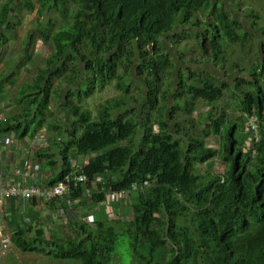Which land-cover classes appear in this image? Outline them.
Returning a JSON list of instances; mask_svg holds the SVG:
<instances>
[{"label": "trees", "instance_id": "obj_1", "mask_svg": "<svg viewBox=\"0 0 264 264\" xmlns=\"http://www.w3.org/2000/svg\"><path fill=\"white\" fill-rule=\"evenodd\" d=\"M216 4L221 9L220 0H41L38 17L55 10L66 17V24L52 30V21L48 25L41 22L42 39L53 50L45 67L36 71V84L17 90L13 100L21 112L0 122V135L12 134L14 140H23L47 128L50 101L59 97V93L53 94V81L63 78L69 83L78 78L76 61L83 62L93 84L100 79L103 88L115 77L120 81L118 88L128 92L131 83L123 82L115 71L120 64L124 75L129 76L135 58L136 73L147 86V109L159 131L155 132L154 125L147 121L139 124L136 117H115L118 101L103 105L94 120L89 110L70 105V93L67 107L72 128L68 141H62L66 126L51 118L52 128L61 133L51 138L50 148L36 156L45 158V152H54L45 168L52 171L47 183L54 184L71 173L73 160L90 157L80 171L88 182L80 184L71 198L82 199L88 189L92 192L98 177L103 181L92 193V207L103 203L111 188L120 191L136 185L139 189L128 204L115 207L120 216L129 215V211L119 210L131 208V219L111 220L102 211L92 226L70 221L68 225L76 236L58 241L45 237L44 228L27 222L19 225L6 213L7 238L18 250L36 251L75 264H112L119 254V239L128 235L132 238L134 264H264V55L252 65L251 79H239L234 87L206 72L195 71L202 61L211 59L215 69L224 68L222 55L229 45L220 42L221 35L234 43L247 40L239 35L244 25L223 7L218 19L210 23L211 38L196 32L201 39L187 54L186 68L183 60L179 65L173 61L171 51H165L161 40L171 36L178 23L191 25V30L201 27L203 20L194 14L215 11ZM22 7L36 11L37 4L24 0ZM17 8L16 0L0 1V27H14ZM180 11L184 16L177 20ZM0 36L2 41L7 40L3 34ZM186 38V31L178 37ZM174 52L177 56L181 53L176 48ZM184 55L181 53V57ZM184 70L188 71L186 75ZM173 75L177 76L178 89L162 88L165 79ZM2 78L0 75V93L5 83ZM227 96L236 102L233 111L237 117L229 118L226 106L219 104L221 98L228 100ZM137 100L130 98L131 102ZM200 101L209 107H221L216 111L211 106L204 112L199 122L204 121L203 138L186 131L187 126H193V114ZM253 115L259 120L260 141L250 142L251 131L245 125ZM180 121L187 125L182 131ZM175 122L178 129L171 128ZM139 128H143V135L138 145L135 138ZM238 131L244 132L242 140L237 137ZM211 135L217 138L216 149L206 145ZM216 159L224 165V172H210L203 178L206 175L198 170ZM30 232L34 235H28Z\"/></svg>", "mask_w": 264, "mask_h": 264}, {"label": "rangeland", "instance_id": "obj_2", "mask_svg": "<svg viewBox=\"0 0 264 264\" xmlns=\"http://www.w3.org/2000/svg\"><path fill=\"white\" fill-rule=\"evenodd\" d=\"M1 2L3 0H0ZM18 4V8L16 9V17L13 19L11 16L12 23L14 27L5 28V26L1 25L0 27V34H3L7 40L2 41L0 36V75H3V80H5L3 93L0 94V122L9 117V115L15 113H19V107L15 106V98L17 95V90H19L20 86L36 84L37 82V70L45 67V61L48 56L52 52L51 46L42 39L41 30L43 27L41 25L50 24V21L53 22L52 30H56L59 27H62L66 23V17H63L60 13H57L55 10H48L46 11L45 15L38 17V10L41 5V0H31L32 2L37 4L36 11H30L22 7L24 0H16ZM221 9L223 7V11L228 13L230 17L240 20L241 24L244 25V30L239 29V35L241 37L247 38L245 42H231L229 39L221 35L220 42L223 44L229 45L224 49L223 53V67L224 69L218 70L213 67L215 64H211L212 68H208L205 65L203 72L206 74L215 77L220 83H226L230 85L229 87H234V83H237L239 79L247 80L251 79V72L252 65L256 64L258 61V56H263L264 52L262 51V46L264 43V0H220ZM215 15L212 11H198L194 14L196 18V14L201 17L203 22L200 23L201 29L191 30L189 28L186 30L187 35L189 36V40L184 42L180 41L176 42L173 38L162 37V41L164 46L166 45L171 51V58L177 65L184 62L185 67V58L188 53L191 52L192 47L195 48V40L197 38L196 32H200V35L205 34L208 38L213 36V29L210 28V23L217 18V15L221 12L219 8V4H216ZM184 13L180 11L177 14V20L183 19ZM51 17V20L50 18ZM210 19V20H209ZM196 20V19H195ZM206 20H209L208 22ZM192 27V26H191ZM251 35V36H250ZM249 36V37H245ZM176 37V36H175ZM35 41H32V40ZM201 39V36H200ZM199 39V40H200ZM30 40V41H28ZM170 41L168 44H166ZM207 44V40L204 42ZM180 51L181 53H185L184 56L178 57L177 54L174 52ZM199 48H201V44H199ZM251 48L252 51H251ZM138 58H135L136 64L130 69L128 75H124L123 68L120 64L117 65L115 74L122 77L121 79L123 82L131 83L130 89L128 92H123L118 88V84L120 81L117 78H112L105 87H101L102 84L99 81L93 84V80L90 79L91 74L87 73V69L85 65L81 61H76L77 67L79 69V77L76 78L72 82H65L63 78L54 79L53 81V94L54 92L59 93V97L52 99L51 105L49 107L48 118H47V128H43L37 132L34 136L31 134L30 136L26 137L23 140H17L15 146L21 152H27L34 147L35 141L37 140L38 147H36V152H40L45 150L46 148L51 147L50 140L52 137L56 136V133H61L60 131H56L53 127V123L50 122V119H54L56 122H60L61 125L66 126L64 137L62 139L68 141V133L71 131V123L68 121L70 120V113H68L69 108L68 106V95L73 92L71 97V104L70 105H81L84 110H89L93 114V119L97 120L99 117V111L103 105L107 102L117 103L119 102V107L114 108V116H125V117H136L139 124L146 122L150 125H154V131L158 132V126L155 122V118L153 115L149 113L147 109V86L146 84L139 79L138 74L136 73V65L138 63ZM180 62V63H179ZM211 59V63H212ZM186 68V67H185ZM243 68L244 72H241ZM11 70V71H10ZM198 71V68H196ZM201 71V72H202ZM36 72V73H35ZM186 75V74H185ZM143 76L145 77L146 74L144 73ZM130 77V78H129ZM89 78V79H88ZM166 78V77H165ZM186 80V77H184ZM94 89L91 94L86 95V92L89 88L93 87ZM176 81L173 76H168L163 82L162 88L165 90L171 89L175 87ZM232 90L229 91V95L232 94ZM135 97L138 100L136 102H131L130 98ZM227 99L221 98L219 104L222 106H226L227 112L230 114L229 118L234 116L233 107H235L236 102L234 99L230 100V97L227 96ZM226 100V101H223ZM230 101L231 103H229ZM183 105V102H179ZM168 104V101H167ZM216 109V111L221 108L215 104H211L210 107ZM209 105H205V102L200 101L197 105L196 113L193 114V126H187L186 124L179 123V129L182 131V126H187L186 131L192 133L191 135L197 138H203L204 133L201 131L204 128V121L202 124H199L201 120L204 118V112L210 109ZM130 111V113L128 112ZM215 112V110H214ZM150 115L152 120L150 119ZM97 117V119H96ZM148 119H150L148 121ZM177 122L171 123V128H177ZM239 125L243 124L240 121L238 122ZM199 124V125H198ZM69 125L71 127H69ZM248 126V123L245 125ZM35 129V128H34ZM174 132V129H171ZM244 132H237L238 139L242 140ZM143 135V128H139L137 132V136L135 138V143L140 144ZM180 140V137H177ZM184 143V141L182 142ZM206 145L211 148H218V141L217 138L214 136H209L206 138ZM185 149V147H183ZM247 147L245 148V153L247 152ZM47 155L45 158H38L35 157V154H26L31 156L34 160L40 161L42 166L46 168L48 158L52 156L51 152H45ZM90 157H79L78 162L82 161L83 166H85V161L88 160L89 162ZM214 165V166H213ZM59 167V166H58ZM58 167H55L58 169ZM77 166L76 169H78ZM45 172H51L47 170ZM200 174L206 175L203 178H207L208 174L211 172L215 174H222L224 172V165L218 159L214 162H209L201 167L198 170ZM129 201H125L124 204H128ZM120 212H128L124 215L120 216L117 213L109 215L111 220L117 219L120 217V222H126L131 219V208L119 210ZM0 210V222L2 220ZM2 223V222H1ZM132 238L128 235L123 236L119 239L117 243V252L118 255L114 256V260L112 264H134L132 252L133 247L131 245ZM62 241H65L64 239ZM2 251V252H1ZM6 256V260H5ZM19 264L22 262L23 264H75L69 262V260L64 259H51L48 257L47 254H42L40 252H23L18 250L11 242L7 239L5 233L1 230L0 226V264Z\"/></svg>", "mask_w": 264, "mask_h": 264}, {"label": "built area", "instance_id": "obj_3", "mask_svg": "<svg viewBox=\"0 0 264 264\" xmlns=\"http://www.w3.org/2000/svg\"><path fill=\"white\" fill-rule=\"evenodd\" d=\"M248 129L251 131L250 142L259 140V120L257 116L248 117ZM13 135L0 137V206L10 199L23 202L38 201L51 204L58 199H66L73 204L70 196L76 191L80 184L87 181V176L72 165V172L65 175L63 180L52 185H44L41 181V168L31 156L34 153L19 151L16 155V165H6L3 160L4 152L9 151L13 143ZM135 189V187H133ZM130 191L110 192L107 196L106 210H112V206L126 199Z\"/></svg>", "mask_w": 264, "mask_h": 264}, {"label": "crops", "instance_id": "obj_4", "mask_svg": "<svg viewBox=\"0 0 264 264\" xmlns=\"http://www.w3.org/2000/svg\"><path fill=\"white\" fill-rule=\"evenodd\" d=\"M189 28H191V26H189ZM186 29V26L182 27V30ZM195 29L201 28L196 27ZM174 36H177V34H174ZM178 57H181V53H179ZM205 65H207L208 68H212L211 61H202V64L198 65V72H201ZM222 69L224 68H218V70ZM0 137L2 136L0 135ZM14 142L17 143V141L13 139V143L11 144L9 151H7L3 157L5 164L7 166L10 165L9 171L13 166L16 165V155L19 151H21L16 148ZM50 177L51 172H44L42 175V181L45 182ZM91 204L92 203L88 199L82 204L79 201H76V203H74V205L71 207L65 205L64 201H56L52 204H44L38 201L23 202L21 200L10 199L6 201L3 206H0V210L2 212V223L0 222L1 230L6 236L9 234V230L5 226L4 219V214L8 213L12 217V221H17L19 225L27 222L31 225H34L35 227L44 228L46 230L44 236L49 239L55 238L54 240L58 241H62L63 239L66 240L73 232L68 226V222H81V218L84 215H89L90 213H94L95 210L99 209L98 207H92ZM98 215L95 214V217ZM31 234L34 235V232H30L28 235ZM19 264L23 263L19 262Z\"/></svg>", "mask_w": 264, "mask_h": 264}, {"label": "clouds", "instance_id": "obj_5", "mask_svg": "<svg viewBox=\"0 0 264 264\" xmlns=\"http://www.w3.org/2000/svg\"><path fill=\"white\" fill-rule=\"evenodd\" d=\"M210 11H212L211 9H208V12H210ZM212 13L213 14H210V15H215L214 14V11H212ZM183 26H186L187 27V29H189V26H191V25H189V24H183V25H181L180 23H178L177 24V26L172 30L173 32H171V36H167V38H173L174 40H175V42H176V45H177V42H180V41H182V42H184V41H186V40H189V36L187 35V38L186 39H181V40H179L178 39V37L180 36V34H182L184 31H186V30H182V27ZM199 28H201V27H199ZM174 34H177V36L175 37L174 36ZM187 34V33H186ZM161 40H162V38H161ZM199 40V38H198V36H197V38H196V40H195V42L196 41H198ZM168 42H170V41H168ZM167 42V43H168ZM163 43V42H162ZM166 43V44H167ZM163 46H164V43H163ZM151 47V46H150ZM165 47H167V46H164V48ZM166 50H170L169 48H165V51ZM174 88H176V89H178V87H174ZM38 143L39 142H37V140L35 141V145H34V147L32 148V149H30V150H32L34 153L33 154H35V157L37 156V153L38 152H36V147H38L39 145H38ZM48 148H46L45 150H47ZM28 151V150H27ZM52 153V155L54 154V152H51ZM80 157H83V156H80ZM84 159H86V157H83ZM79 159V158H78ZM78 159H75V160H73L72 162H71V165H75L76 164V162L78 161ZM35 162H36V160H34ZM36 164L37 165H39L40 166V168H41V173H40V175H41V181H42V175H43V173L45 172V171H47L43 166H42V164H41V162L39 161H37L36 162ZM88 164V160H86L85 161V166ZM77 166H80V167H78V169L81 171V169L83 168V167H85V166H83V164H82V161L81 162H78V164H76ZM51 171V170H50ZM52 172V171H51ZM47 181H48V179L44 182V181H42V183L44 184V185H49L48 183H47ZM102 181H103V177H98L97 178V180L94 182V184H93V186H92V192H91V190H87L86 191V194L85 195H83V198L82 199H72L71 198V196H70V198H71V200L73 201V204L71 205V204H69L68 202H67V200L66 199H58V200H56V201H64V204L65 205H67V206H73L74 205V203H76V201H79L81 204L84 202V201H86L87 199L91 202V203H93L92 201V193H94L95 192V189H97L98 188V184H100V183H102ZM59 182V181H58ZM58 182H56V183H58ZM86 182H88V178H87V181ZM86 182H84V183H86ZM50 185H52V184H50ZM150 186H152V185H150V184H148V187H150ZM133 187H135V189H133ZM142 188V187H141ZM138 186H136V185H134V186H132L130 189H128V190H120V191H130V193H129V195L128 196H126V199L125 200H123V201H121V202H119L118 204H115L114 206H112L113 208H111L112 210H106V206H105V204H106V201H107V196L109 195V193L110 192H120V191H114L112 188L109 190V191H107L106 192V194H105V201H103V203H101L100 205H98L97 207L99 208L98 210H95L94 211V213H90L89 215H84L82 218H81V222H79V223H84V224H86V225H89V226H92L93 224H94V222H95V219H97V217H95V214L96 215H98V216H100L101 215V212L103 211L106 215H111V214H114V213H116L115 212V207L116 206H118V205H120V204H124L125 203V201H128V199L131 197V196H133V194H135L137 191H138ZM56 201H54V202H56ZM34 202V201H33ZM44 204H46V203H44ZM52 204V203H51ZM75 222H77V221H75ZM69 223V222H68ZM69 226V225H68ZM70 227V226H69ZM70 229H71V227H70ZM72 231H73V229H72ZM76 236V233H74V232H72V234L69 236V237H75ZM8 239V238H7ZM9 240V239H8ZM10 241V240H9Z\"/></svg>", "mask_w": 264, "mask_h": 264}, {"label": "flooded vegetation", "instance_id": "obj_6", "mask_svg": "<svg viewBox=\"0 0 264 264\" xmlns=\"http://www.w3.org/2000/svg\"><path fill=\"white\" fill-rule=\"evenodd\" d=\"M185 74L188 72L187 70H184ZM177 76L173 75V78L175 79Z\"/></svg>", "mask_w": 264, "mask_h": 264}, {"label": "bare ground", "instance_id": "obj_7", "mask_svg": "<svg viewBox=\"0 0 264 264\" xmlns=\"http://www.w3.org/2000/svg\"><path fill=\"white\" fill-rule=\"evenodd\" d=\"M260 141V140H259Z\"/></svg>", "mask_w": 264, "mask_h": 264}]
</instances>
